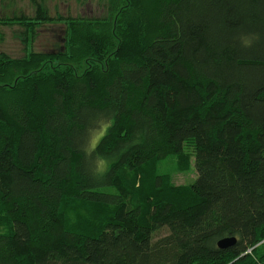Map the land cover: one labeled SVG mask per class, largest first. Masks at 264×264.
<instances>
[{"label":"trees","instance_id":"trees-1","mask_svg":"<svg viewBox=\"0 0 264 264\" xmlns=\"http://www.w3.org/2000/svg\"><path fill=\"white\" fill-rule=\"evenodd\" d=\"M31 3L0 17L26 29L0 53V264H264V0ZM187 146L178 186L158 165Z\"/></svg>","mask_w":264,"mask_h":264},{"label":"rangeland","instance_id":"rangeland-1","mask_svg":"<svg viewBox=\"0 0 264 264\" xmlns=\"http://www.w3.org/2000/svg\"><path fill=\"white\" fill-rule=\"evenodd\" d=\"M49 8L51 16L57 15L72 17H101L105 14L103 4L106 0H44ZM33 16L34 9L31 0H0V17L8 18L15 15ZM42 28L39 37L35 39L33 50L35 51H56L62 48L65 25L61 23ZM3 39L0 41V53H6L12 58H20L25 54V46L22 42L26 29L20 25L3 27ZM97 138L99 133L96 134ZM194 149L190 146L185 148L186 159L182 162L179 158L170 157L158 165V172L169 175L173 182L180 185H188L194 182L197 177L195 170ZM75 214V211L73 212ZM73 218V216H71ZM75 219V217H74ZM167 234L165 229L156 233L155 237L160 238Z\"/></svg>","mask_w":264,"mask_h":264},{"label":"water","instance_id":"water-1","mask_svg":"<svg viewBox=\"0 0 264 264\" xmlns=\"http://www.w3.org/2000/svg\"><path fill=\"white\" fill-rule=\"evenodd\" d=\"M236 243H237V238L236 237H228V238L221 239L218 242V247L220 249H227L229 247L234 246Z\"/></svg>","mask_w":264,"mask_h":264}]
</instances>
